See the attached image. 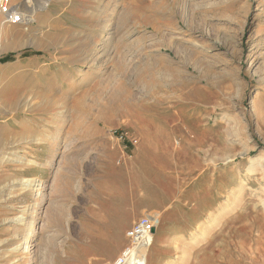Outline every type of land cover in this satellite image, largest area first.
<instances>
[{
  "label": "rangeland",
  "instance_id": "1",
  "mask_svg": "<svg viewBox=\"0 0 264 264\" xmlns=\"http://www.w3.org/2000/svg\"><path fill=\"white\" fill-rule=\"evenodd\" d=\"M7 1L0 264H113L171 174L147 264H264V0Z\"/></svg>",
  "mask_w": 264,
  "mask_h": 264
},
{
  "label": "crops",
  "instance_id": "2",
  "mask_svg": "<svg viewBox=\"0 0 264 264\" xmlns=\"http://www.w3.org/2000/svg\"><path fill=\"white\" fill-rule=\"evenodd\" d=\"M125 162V161H123ZM125 165L126 169V163H123V166ZM129 170V169H126ZM132 172H134V169H132ZM130 174V173H129ZM168 174V173H167ZM172 176H176V184L173 186L174 189V195L167 203H164V205H157V204H151V203H143L141 195H139V199L141 202L138 204V206L135 207V209L131 212V215L134 217H137L134 219L131 224H133L138 218L142 215V213H156L159 215V218L161 216L159 225L165 224V220L171 219L172 223L177 228L173 231H177L178 236H181L183 233H186L190 230V227L192 225H197L199 223H202L206 217L207 212L204 210L203 206L199 204L198 202H189L186 199L189 193L190 183L189 185H184L185 183L182 182L181 174H171ZM216 209L215 204L213 206L209 207L208 211L211 212ZM169 224V223H167ZM192 229V228H191ZM164 237V236H163ZM162 237V238H163ZM174 235L168 236L167 238L171 239Z\"/></svg>",
  "mask_w": 264,
  "mask_h": 264
},
{
  "label": "built area",
  "instance_id": "3",
  "mask_svg": "<svg viewBox=\"0 0 264 264\" xmlns=\"http://www.w3.org/2000/svg\"><path fill=\"white\" fill-rule=\"evenodd\" d=\"M10 10L8 1L0 0V18L3 24H19L22 20L21 14L10 13ZM159 222L157 214H145L136 221L126 233V238L130 241L129 247L119 255L113 264H145L144 255L140 251L147 252L152 242L153 232L156 231Z\"/></svg>",
  "mask_w": 264,
  "mask_h": 264
},
{
  "label": "bare ground",
  "instance_id": "4",
  "mask_svg": "<svg viewBox=\"0 0 264 264\" xmlns=\"http://www.w3.org/2000/svg\"><path fill=\"white\" fill-rule=\"evenodd\" d=\"M14 11L15 10H12L10 13H14ZM112 30V29H111ZM110 30V31H111ZM114 33L112 32V33H109V35H111V37H109V38H112V35H113ZM104 40V39H103ZM106 40V39H105ZM109 40H111V39H109ZM113 43V42H112ZM40 141V139L38 138V139H36V141ZM26 164H27V161L25 162ZM16 183V182H15ZM19 183H20V186H22L20 189H22V190H25V191H27V190H29L30 189V187H32L33 186V181L32 180H29V179H20L19 180ZM145 250H141L140 251V253L142 254V255H144V261H145V264H147L146 263V253L147 252H145Z\"/></svg>",
  "mask_w": 264,
  "mask_h": 264
},
{
  "label": "trees",
  "instance_id": "5",
  "mask_svg": "<svg viewBox=\"0 0 264 264\" xmlns=\"http://www.w3.org/2000/svg\"><path fill=\"white\" fill-rule=\"evenodd\" d=\"M13 60V55H8L5 58L0 59V63L12 62Z\"/></svg>",
  "mask_w": 264,
  "mask_h": 264
},
{
  "label": "water",
  "instance_id": "6",
  "mask_svg": "<svg viewBox=\"0 0 264 264\" xmlns=\"http://www.w3.org/2000/svg\"><path fill=\"white\" fill-rule=\"evenodd\" d=\"M153 234H155V232H153Z\"/></svg>",
  "mask_w": 264,
  "mask_h": 264
}]
</instances>
